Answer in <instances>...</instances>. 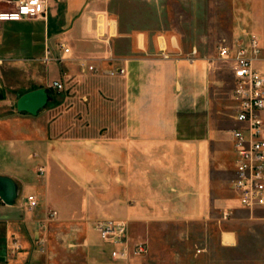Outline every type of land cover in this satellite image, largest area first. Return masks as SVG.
I'll list each match as a JSON object with an SVG mask.
<instances>
[{
	"label": "crops",
	"instance_id": "1",
	"mask_svg": "<svg viewBox=\"0 0 264 264\" xmlns=\"http://www.w3.org/2000/svg\"><path fill=\"white\" fill-rule=\"evenodd\" d=\"M116 1L48 0L43 19L0 21V176L18 185L13 205L0 198V264H36L53 221L87 227L98 262L112 260L99 220L126 221L133 238L203 222L228 248L264 225L263 207L217 191L216 173L235 170L231 131L241 124H218L214 55L140 23L136 0L128 14ZM118 68L126 75L105 73ZM38 88L48 104L19 112V95Z\"/></svg>",
	"mask_w": 264,
	"mask_h": 264
},
{
	"label": "rangeland",
	"instance_id": "2",
	"mask_svg": "<svg viewBox=\"0 0 264 264\" xmlns=\"http://www.w3.org/2000/svg\"><path fill=\"white\" fill-rule=\"evenodd\" d=\"M114 7L130 13V1L118 0ZM3 8L8 6L4 5ZM139 22L152 29L177 35L185 46L213 54L216 62V109L219 126L236 127L237 101L231 63L221 59L219 46L246 41L255 34L264 41V0H136L131 4ZM125 76V75H124ZM235 170L216 173L217 191L225 199H235L232 182ZM38 249L36 264H264V225L254 224L253 232L242 231L240 246L220 245V229L203 222H163L150 235L129 238L132 244L147 241L149 252L134 255L125 263L89 258L88 229L84 225L52 222ZM227 242V241H225Z\"/></svg>",
	"mask_w": 264,
	"mask_h": 264
},
{
	"label": "built area",
	"instance_id": "3",
	"mask_svg": "<svg viewBox=\"0 0 264 264\" xmlns=\"http://www.w3.org/2000/svg\"><path fill=\"white\" fill-rule=\"evenodd\" d=\"M10 8L0 10L1 22H18L26 19L45 18L48 0H0ZM66 53L69 52L65 48ZM219 55L222 60L231 63L234 77V97L237 109L234 119L241 127L231 131L235 149V176L232 190L240 204L249 210L264 208V41L253 34L246 41L230 46L221 44ZM88 71H98L94 65H88ZM109 76L126 75L125 68L105 72ZM53 86L63 89V84L55 81ZM45 168L40 169L44 176ZM29 207L38 203L30 196ZM52 217L57 212H52ZM230 214L225 213L224 218ZM101 241L109 245L110 257L116 263H125L134 255L145 256L149 252L148 244H132L128 224L123 220H99L94 224Z\"/></svg>",
	"mask_w": 264,
	"mask_h": 264
},
{
	"label": "water",
	"instance_id": "4",
	"mask_svg": "<svg viewBox=\"0 0 264 264\" xmlns=\"http://www.w3.org/2000/svg\"><path fill=\"white\" fill-rule=\"evenodd\" d=\"M49 102V94L45 88H38L19 95L17 110L37 115ZM18 196V185L9 178L0 176V198L7 205H13Z\"/></svg>",
	"mask_w": 264,
	"mask_h": 264
}]
</instances>
